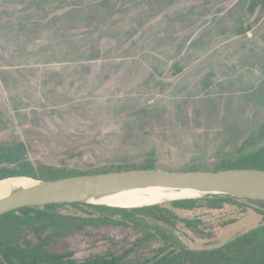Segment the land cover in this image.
Masks as SVG:
<instances>
[{"label":"rangeland","instance_id":"374dc122","mask_svg":"<svg viewBox=\"0 0 264 264\" xmlns=\"http://www.w3.org/2000/svg\"><path fill=\"white\" fill-rule=\"evenodd\" d=\"M0 127L31 161L71 170L216 171L256 153L264 0H0ZM244 202L168 230L188 247L221 244L257 224ZM88 229L66 238L76 258L136 237Z\"/></svg>","mask_w":264,"mask_h":264},{"label":"trees","instance_id":"16d2710c","mask_svg":"<svg viewBox=\"0 0 264 264\" xmlns=\"http://www.w3.org/2000/svg\"><path fill=\"white\" fill-rule=\"evenodd\" d=\"M1 129V127H0ZM29 147L22 141L0 142V179L29 176L53 180L61 177L104 173L133 168H156L147 161L139 166L127 165L104 170H71L27 158ZM257 168L264 170V147L217 170ZM244 201L257 204V224L248 231L210 247L179 244L169 226L187 220L185 212L197 208L208 210L246 209ZM97 226H130L136 237L127 241L106 236L108 245L101 252H91L81 259L66 244V238ZM161 240L156 247L151 245ZM148 249L147 253L144 250ZM0 264H264V201L233 196L174 200L138 208H119L83 202L25 206L0 215Z\"/></svg>","mask_w":264,"mask_h":264},{"label":"water","instance_id":"95a60500","mask_svg":"<svg viewBox=\"0 0 264 264\" xmlns=\"http://www.w3.org/2000/svg\"><path fill=\"white\" fill-rule=\"evenodd\" d=\"M13 177L28 178L33 184L12 189L8 194L0 197V215L25 206L54 203L83 202L110 206L103 202L107 197L147 188L196 191L201 195L199 198L226 195L264 201V170L257 168H231L216 171L133 168L104 173L77 174L53 180L29 176ZM174 200L180 199H166L131 207H114L138 208Z\"/></svg>","mask_w":264,"mask_h":264},{"label":"bare ground","instance_id":"6f19581e","mask_svg":"<svg viewBox=\"0 0 264 264\" xmlns=\"http://www.w3.org/2000/svg\"><path fill=\"white\" fill-rule=\"evenodd\" d=\"M33 184L30 179L9 177L0 179V197L8 194L12 189ZM201 196L196 191L173 190L168 188H147L131 190L121 194L107 197L103 202L110 206L131 207L161 202L166 199H196Z\"/></svg>","mask_w":264,"mask_h":264}]
</instances>
